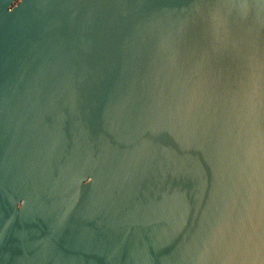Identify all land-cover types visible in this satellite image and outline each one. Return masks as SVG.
Segmentation results:
<instances>
[{"label":"water","instance_id":"water-1","mask_svg":"<svg viewBox=\"0 0 264 264\" xmlns=\"http://www.w3.org/2000/svg\"><path fill=\"white\" fill-rule=\"evenodd\" d=\"M0 264H264V0H0Z\"/></svg>","mask_w":264,"mask_h":264}]
</instances>
